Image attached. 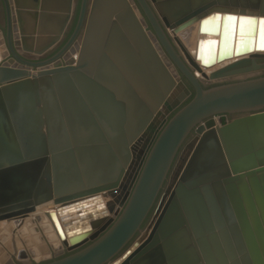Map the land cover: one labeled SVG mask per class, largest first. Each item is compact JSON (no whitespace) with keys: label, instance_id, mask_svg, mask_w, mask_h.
Segmentation results:
<instances>
[{"label":"water","instance_id":"95a60500","mask_svg":"<svg viewBox=\"0 0 264 264\" xmlns=\"http://www.w3.org/2000/svg\"><path fill=\"white\" fill-rule=\"evenodd\" d=\"M1 1L0 226L49 202L75 218L45 215L60 246L33 264H264V76L249 77L264 71V0H80L43 60L19 54ZM195 24L212 36L190 56L177 34ZM176 71L194 93L174 112L190 95Z\"/></svg>","mask_w":264,"mask_h":264},{"label":"crops","instance_id":"0c3cea01","mask_svg":"<svg viewBox=\"0 0 264 264\" xmlns=\"http://www.w3.org/2000/svg\"><path fill=\"white\" fill-rule=\"evenodd\" d=\"M79 1L9 0L12 38L19 54L34 58L48 53L51 50L47 49L48 44L61 31L60 40L65 42L76 22ZM5 28V11L0 0V37L3 40ZM74 50L73 47L69 50V57Z\"/></svg>","mask_w":264,"mask_h":264},{"label":"rangeland","instance_id":"374dc122","mask_svg":"<svg viewBox=\"0 0 264 264\" xmlns=\"http://www.w3.org/2000/svg\"><path fill=\"white\" fill-rule=\"evenodd\" d=\"M170 36L172 35L171 31H167ZM180 34H177V37L180 39ZM180 43L183 45V42ZM6 43L4 42L3 38L0 37V48L1 51L5 54V60L8 58V52L5 47ZM184 46V45H183ZM75 49V47H73ZM177 50H179L180 55L182 58L187 61L182 53V51L177 47ZM186 49V47L184 46ZM73 50V49H72ZM75 51V50H74ZM187 51V50H186ZM189 52V51H188ZM190 54V53H188ZM191 55V54H190ZM192 56V55H191ZM195 73H198V76L204 80L207 81L204 77L200 75L199 72L195 71ZM209 74V73H208ZM207 74V75H208ZM104 200H107L104 198ZM52 205V203H51ZM49 210H54V208H50ZM46 211L44 208L43 209H38L35 211V213L32 215L30 214L28 218H33L35 214H43V212ZM26 221V219H25ZM23 222L22 226L20 229H17L16 232H13L12 230L14 229L13 224L10 222V224L6 225L7 228L10 225V229H4L3 226H0V264H18L21 263L17 261L16 259V254L19 248H22L26 250V252H30L31 250L33 251V248L37 253L33 252V255L29 256V262L30 263H40L43 262L42 258L45 255H48L49 253H53V247L52 243L55 242L56 237L55 233L51 228H47V222L45 221H36L33 224H27V222ZM45 222V223H44ZM2 227V228H1ZM38 230V231H35ZM20 231H24L23 233H20ZM4 239V240H2ZM30 239V240H29ZM16 240L19 241V245H17ZM45 252V253H44ZM5 256V257H4ZM8 256V257H7Z\"/></svg>","mask_w":264,"mask_h":264},{"label":"bare ground","instance_id":"6f19581e","mask_svg":"<svg viewBox=\"0 0 264 264\" xmlns=\"http://www.w3.org/2000/svg\"><path fill=\"white\" fill-rule=\"evenodd\" d=\"M206 25H207V28H210V27H212L213 24H212L211 20H209L208 22H206ZM215 25L216 24H214V26ZM248 25H249V23H248L247 20H242L241 24H240V32H245L246 30H248ZM231 28H232L231 22L228 20V18H225L224 24H223V38H222L221 50H224V49H226L228 47L227 40H228L229 33L231 31ZM209 36H212V35L211 34H204V36H203V35L199 34V32H198V24H195V25L190 26L186 30H184L180 34V39H181V42H183V45L186 47L185 50H187V52L189 51L188 53H190L192 56H194V50L196 48L197 40L199 38H205V37H209ZM213 37H215L217 40L219 39L218 35L213 36ZM180 39L178 38L179 41H180ZM250 54L251 53L245 52L243 54H240L239 57H245V56H248ZM234 59H235L234 57L233 58H225L224 60H222V62H220L218 64H215L214 66L209 67V68H206L204 66H200V72L205 73L207 75L212 70H215V69H217V68H219V67H221V66H223L225 64H228L229 62L233 61ZM37 208L38 209H43L44 208L46 211H44L43 214H35V216L33 218H27L25 222H27V224H33V223H35L34 222L35 219H38L39 221L47 222V224H46L47 228H51L53 230V232L55 233V237L57 239V240H55V242L52 243L53 247L60 246V241H59V239H58V237L56 235V232H55L54 227L52 225V221L48 217H46L45 215H47V213L49 211H54L56 219L58 220V222L60 223V225L63 228L64 225H65L66 220L70 221V220H74L75 219L72 216L73 214H70V213L69 214L68 213H66V214L58 213L57 210H55L56 207L54 205H51L50 202L46 203V204H43L41 206H38ZM37 208H36V210H37ZM50 208H54V210H49ZM9 227L10 226H8L7 228H4V229H8L9 230ZM23 232L20 231V233H23Z\"/></svg>","mask_w":264,"mask_h":264},{"label":"flooded vegetation","instance_id":"af4514ba","mask_svg":"<svg viewBox=\"0 0 264 264\" xmlns=\"http://www.w3.org/2000/svg\"><path fill=\"white\" fill-rule=\"evenodd\" d=\"M149 30H151V27H150V25L148 24V27H147ZM165 32H166V34L168 35V38H169V40L171 41V38L169 37V34H168V32L165 30ZM172 42V41H171ZM63 43L64 42H59V43H57V45H55V47H53L48 53H46V54H44V55H42V56H39L38 58H37V60H43V59H46V58H49V57H51V56H53L59 49H60V47L63 45ZM157 44H158V46H159V48L161 49V51L163 52V54L165 55V57L168 59V57H167V55L165 54V52H164V50H163V48H162V46L160 45V43L157 41ZM173 44V43H172ZM174 46V48L176 49V51H177V48H176V46L175 45H173ZM67 54V53H66ZM68 55V60H66V59H61V61H62V63L63 64H65V63H67L68 61H70V60H72V56H70L69 57V54H67ZM22 56V55H21ZM24 58H26V59H35V58H30V57H24ZM36 60V59H35ZM168 61H169V59H168ZM170 63H171V61H169ZM171 65H172V63H171ZM176 73H177V76H178V78L180 79V80H182L184 83H185V85L188 87V89L190 90V95L188 96V97H186V99L182 102V104L176 109V110H174V112L175 111H177L181 106H183L185 103H187L190 99H191V97L193 96V93H194V91H193V88H192V86L190 85V83L185 79V77L184 76H182V74L180 73V72H178V71H176ZM258 76H264V71H261V72H259V73H257V74H254L253 76H249V77H258ZM237 80H239V78H230V79H226V80H223V81H221V82H211V83H209V82H207V83H205V84H202L203 85V87L204 88H209V87H211V86H214V85H218V84H221V83H227V82H232V81H237ZM174 112H172L169 116H167V118H169ZM242 114H244L243 112H240V113H228V114H226V117L229 119V120H231V119H233V118H235V117H238V116H241ZM193 135V133H191L190 135H189V138L191 137ZM152 211H153V209H152ZM152 213V212H151ZM151 213L149 214V216H148V218H147V220H146V222L148 221V219H149V217L151 216ZM146 222H145V224H146ZM144 224V225H145ZM68 253H62V254H60V255H57V256H54L53 258H59V257H62V256H64V255H67ZM18 264H24V263H18ZM32 264V263H31Z\"/></svg>","mask_w":264,"mask_h":264},{"label":"snow or ice","instance_id":"6c2138e0","mask_svg":"<svg viewBox=\"0 0 264 264\" xmlns=\"http://www.w3.org/2000/svg\"><path fill=\"white\" fill-rule=\"evenodd\" d=\"M241 19H244V18H241ZM260 23H261L262 27H264V20H261ZM262 46H264V41H262Z\"/></svg>","mask_w":264,"mask_h":264}]
</instances>
